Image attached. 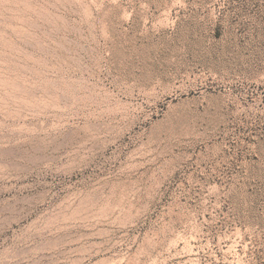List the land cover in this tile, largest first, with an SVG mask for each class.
I'll use <instances>...</instances> for the list:
<instances>
[{
  "label": "rangeland",
  "instance_id": "obj_1",
  "mask_svg": "<svg viewBox=\"0 0 264 264\" xmlns=\"http://www.w3.org/2000/svg\"><path fill=\"white\" fill-rule=\"evenodd\" d=\"M0 264H264V0H0Z\"/></svg>",
  "mask_w": 264,
  "mask_h": 264
},
{
  "label": "bare ground",
  "instance_id": "obj_2",
  "mask_svg": "<svg viewBox=\"0 0 264 264\" xmlns=\"http://www.w3.org/2000/svg\"><path fill=\"white\" fill-rule=\"evenodd\" d=\"M183 98L192 114H210L220 108L219 104H214V96L209 88L188 90L183 93Z\"/></svg>",
  "mask_w": 264,
  "mask_h": 264
}]
</instances>
